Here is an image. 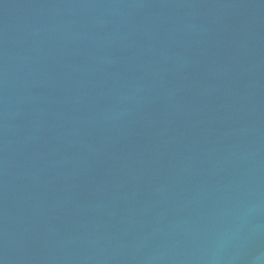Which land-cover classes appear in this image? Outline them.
Returning a JSON list of instances; mask_svg holds the SVG:
<instances>
[{"label": "water", "instance_id": "water-1", "mask_svg": "<svg viewBox=\"0 0 264 264\" xmlns=\"http://www.w3.org/2000/svg\"><path fill=\"white\" fill-rule=\"evenodd\" d=\"M0 264H264V0H0Z\"/></svg>", "mask_w": 264, "mask_h": 264}]
</instances>
